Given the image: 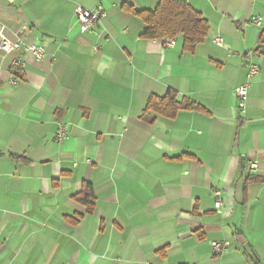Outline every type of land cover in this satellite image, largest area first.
Returning a JSON list of instances; mask_svg holds the SVG:
<instances>
[{
    "label": "crops",
    "instance_id": "obj_1",
    "mask_svg": "<svg viewBox=\"0 0 264 264\" xmlns=\"http://www.w3.org/2000/svg\"><path fill=\"white\" fill-rule=\"evenodd\" d=\"M186 2L209 26L193 53L142 38L124 10L159 0H0V30L46 50L20 72L0 53V264H264V0ZM76 6L106 17L80 34ZM168 90L204 111L150 123ZM85 183L91 214L74 200Z\"/></svg>",
    "mask_w": 264,
    "mask_h": 264
},
{
    "label": "trees",
    "instance_id": "obj_2",
    "mask_svg": "<svg viewBox=\"0 0 264 264\" xmlns=\"http://www.w3.org/2000/svg\"><path fill=\"white\" fill-rule=\"evenodd\" d=\"M124 10L140 19L144 24L145 31L142 38L163 40L182 36L183 50L188 53H193L203 43L209 31L207 21L194 11L186 0H159L154 10H136L131 6H124ZM261 42L264 43V34L261 36ZM183 110L204 111L201 106L192 100L179 97L177 92L168 90L163 97H149L144 116H147L146 118L149 122L153 123L154 118H148L151 114H156L166 119H174L177 113ZM14 159L19 160L22 158L15 157ZM247 182H250L249 178H247L245 183ZM74 200L85 207L86 214L93 213L95 196L90 184H83L82 190L74 196ZM71 223L75 225L77 220H71Z\"/></svg>",
    "mask_w": 264,
    "mask_h": 264
},
{
    "label": "built area",
    "instance_id": "obj_3",
    "mask_svg": "<svg viewBox=\"0 0 264 264\" xmlns=\"http://www.w3.org/2000/svg\"><path fill=\"white\" fill-rule=\"evenodd\" d=\"M106 17L105 12L101 7H97L93 10L85 9L81 6H76L74 9V18L76 24L78 26V32L80 34H86L92 32L98 24ZM256 26L261 25V19H252L250 22ZM26 28V26L24 27ZM217 46H223V40L221 38H216L214 40ZM175 44L174 39H163L164 47H173ZM94 51H97V47L94 48ZM0 53H18L20 54L19 58H15L11 62V67L15 70V72H20L24 70L25 67V56H30L36 61L43 60L46 56L45 46L43 45H28L26 44L21 37H16L15 39L9 38L3 29L0 30ZM259 68L254 63H249L247 65V80L244 84L238 86L234 92L233 97L236 102V111L239 114L244 115L246 113V100L248 97V88L250 86L251 79L254 78L258 74ZM10 83L12 85H16L18 83L17 78H13ZM66 127H60L58 133L56 134V140L62 141L65 138ZM248 169L250 172L257 171V163L250 162L248 164ZM214 209L221 213L222 209V200H221V192L218 190H214ZM210 247L212 249V253L215 256L224 255L228 252V244L226 243H218V242H210Z\"/></svg>",
    "mask_w": 264,
    "mask_h": 264
}]
</instances>
